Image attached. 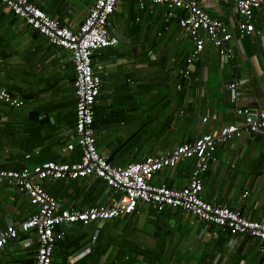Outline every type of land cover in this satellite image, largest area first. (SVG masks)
Returning a JSON list of instances; mask_svg holds the SVG:
<instances>
[{
	"label": "crops",
	"instance_id": "0c3cea01",
	"mask_svg": "<svg viewBox=\"0 0 264 264\" xmlns=\"http://www.w3.org/2000/svg\"><path fill=\"white\" fill-rule=\"evenodd\" d=\"M61 24L76 30L93 0H29ZM204 9L227 24L233 56L220 62L205 43L199 56L180 69L193 44L180 29L179 8L150 0H117L108 20L118 43L92 54L101 85L93 103L98 151L117 165L162 155L220 124L240 122L230 109L223 79L235 78L238 103L264 107V2L253 15L254 30H237L231 1H207ZM74 69L70 52L52 44L0 3V81L22 100L0 102V162L18 169L47 160H78L73 131ZM177 84L180 85L177 88ZM216 113L217 119L202 121ZM72 144V149L67 144ZM215 160L203 173V199L264 221V128L217 145ZM193 159L158 170L152 182L171 187L187 183ZM95 177L45 179L43 187L63 206L110 204L118 194ZM103 182V181H102ZM246 191V195L242 196ZM25 193L0 182V229L34 212ZM51 264H264L256 239L230 234L178 208L156 211L139 203L134 212L62 227ZM37 236L20 233L0 248V264H33Z\"/></svg>",
	"mask_w": 264,
	"mask_h": 264
},
{
	"label": "built area",
	"instance_id": "2783aa9c",
	"mask_svg": "<svg viewBox=\"0 0 264 264\" xmlns=\"http://www.w3.org/2000/svg\"><path fill=\"white\" fill-rule=\"evenodd\" d=\"M117 0H93L86 15L76 30L61 24L29 0H0L12 13L22 18L35 31L48 40L70 52L74 69L73 131L80 150L78 160L60 162L47 160L32 166L18 169L5 168L0 162V182L27 195L30 204L36 206L34 212L15 223L0 229V248L20 233L32 230L37 236V246L33 264H51L55 242L64 233L62 227L73 223L88 224L135 211L139 203H148L156 211L165 208H178L194 214L206 223L219 226L230 234H246L257 242V251L264 255V221L251 219L239 210L217 205L202 198L203 173L209 163L215 160L217 145L253 133L264 128V107L256 108L241 105L238 99L241 86L237 79H223L230 109L240 117V122H229L213 127L194 140L180 143L162 155H148L141 161L124 165L113 164L100 154L96 147L93 132V103L99 93L101 78L92 64V54L103 47H115L118 35L108 27L109 16ZM165 5L172 14L174 8L184 11L176 16L181 31L190 38L193 46L184 57L185 66L180 69L183 77H188L187 65L199 58L205 43H210L220 62L233 56L229 45L232 33L227 24L212 17L202 6L207 1H231L238 15L237 30L250 33L254 30L253 15L264 0H150ZM180 85L177 84V88ZM0 102L12 107L22 104L19 97L12 96L0 81ZM202 121L217 119L216 113L202 116ZM68 143L67 148L72 149ZM193 159V165L186 184L171 187L152 182L156 171L174 167L183 159ZM96 177L102 179L114 193L118 194L110 204L96 203L83 208L65 207L42 185L45 179H77ZM246 191L242 196L246 195Z\"/></svg>",
	"mask_w": 264,
	"mask_h": 264
},
{
	"label": "trees",
	"instance_id": "16d2710c",
	"mask_svg": "<svg viewBox=\"0 0 264 264\" xmlns=\"http://www.w3.org/2000/svg\"><path fill=\"white\" fill-rule=\"evenodd\" d=\"M45 12V11H44ZM95 179V185H99V184H102L100 187L102 188L103 186H105L106 185V183L102 180V179H100V178H94ZM103 181V182H102Z\"/></svg>",
	"mask_w": 264,
	"mask_h": 264
},
{
	"label": "rangeland",
	"instance_id": "374dc122",
	"mask_svg": "<svg viewBox=\"0 0 264 264\" xmlns=\"http://www.w3.org/2000/svg\"><path fill=\"white\" fill-rule=\"evenodd\" d=\"M106 49H108V47H107ZM189 213H190V212H189Z\"/></svg>",
	"mask_w": 264,
	"mask_h": 264
}]
</instances>
